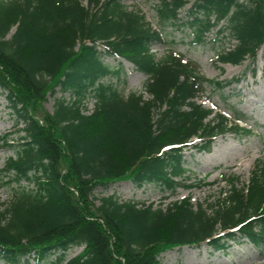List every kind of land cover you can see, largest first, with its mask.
<instances>
[{"label": "trees", "instance_id": "trees-1", "mask_svg": "<svg viewBox=\"0 0 264 264\" xmlns=\"http://www.w3.org/2000/svg\"><path fill=\"white\" fill-rule=\"evenodd\" d=\"M187 3L184 23L194 42L215 27L234 41L216 53L218 62L253 58L264 42V0H158L157 29L120 0H0V89L22 124L15 139L0 137L14 152L0 167V187L12 194L0 202L1 264L50 254L48 264H162L166 250L200 243L223 250L239 238L264 248V158L244 185L231 175L228 188L204 205L188 196L162 207L92 193L120 181L170 192L192 187L183 183L185 147L208 151L217 135L250 134L238 124L246 119L239 111L229 120L194 101L204 85L219 91L230 81L203 77L178 53L156 58L151 51ZM105 55L145 75L149 98L103 82L121 70L103 62ZM56 91L70 100L54 98L51 112L38 116ZM192 137L199 142L191 144ZM72 247L81 249L66 258Z\"/></svg>", "mask_w": 264, "mask_h": 264}, {"label": "rangeland", "instance_id": "rangeland-1", "mask_svg": "<svg viewBox=\"0 0 264 264\" xmlns=\"http://www.w3.org/2000/svg\"><path fill=\"white\" fill-rule=\"evenodd\" d=\"M157 2L158 0H120L127 9L142 14L144 20L154 29H157L154 11ZM188 6L189 3L178 9L179 20L175 24L160 30L161 40L151 44V51L156 58L167 52L178 53L183 60L193 63L203 77L230 81L219 91L204 85L194 101L214 112L222 113L229 120L233 119L232 110L239 111L246 119L238 121V124L249 128L251 132L246 136L231 133L217 135L211 140L208 151H197L192 146L185 147L182 150V158L185 168L188 169L185 172L188 177L183 179V183L196 184L192 187L177 186L170 192L158 185L135 186L130 181H120L105 187H95L92 191L94 196L114 194L119 201L152 202L162 207L172 200L188 196L192 204L204 205L213 202L219 193L228 188L225 180L227 177L236 176L237 186L244 185L255 160L264 158V42L258 47L253 58H245L235 65L220 63L216 60V53L231 47L234 41L216 33L215 27L205 34L203 42H194L192 30L184 23L185 10ZM12 30L13 28L10 32ZM102 59L109 66L116 67L119 64L121 67L118 76L105 77L102 79L103 82L112 83L123 95L135 91L141 92L143 98H149L148 94L142 91L145 75L135 71L131 64L119 57L105 55ZM58 97L70 100L66 92L61 94L56 91L52 95L47 94L39 106L38 116L50 113L54 98ZM83 104L84 112L88 113L93 107V99L87 97ZM15 120V114L0 89V137L11 133L9 138L15 139L21 134L14 132L16 127L22 126ZM190 142L195 144L199 139L192 137ZM13 155L12 147L0 146V167L7 157ZM63 167L64 164L61 165V169ZM11 197V190L8 187H0V202L3 206ZM93 204L95 206L97 201L93 200ZM79 250L80 247H72L66 251L65 257L69 258ZM52 258L53 254L42 261H35L30 257L25 263L19 264H48ZM158 259L162 264H264V248H255L246 240L239 238L227 241L223 250H213L205 243L196 246L185 245L162 252Z\"/></svg>", "mask_w": 264, "mask_h": 264}, {"label": "bare ground", "instance_id": "bare-ground-1", "mask_svg": "<svg viewBox=\"0 0 264 264\" xmlns=\"http://www.w3.org/2000/svg\"><path fill=\"white\" fill-rule=\"evenodd\" d=\"M261 46H262V45H261ZM261 46H260V47H261ZM128 66H129V64L127 63V66H126V67H128ZM184 249H185V248H184Z\"/></svg>", "mask_w": 264, "mask_h": 264}]
</instances>
